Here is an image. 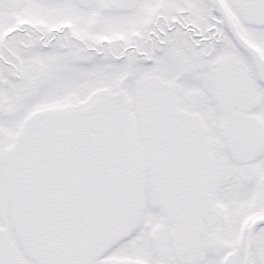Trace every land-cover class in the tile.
I'll return each instance as SVG.
<instances>
[{
  "label": "snow or ice",
  "instance_id": "6c2138e0",
  "mask_svg": "<svg viewBox=\"0 0 264 264\" xmlns=\"http://www.w3.org/2000/svg\"><path fill=\"white\" fill-rule=\"evenodd\" d=\"M0 264H264V0H0Z\"/></svg>",
  "mask_w": 264,
  "mask_h": 264
}]
</instances>
